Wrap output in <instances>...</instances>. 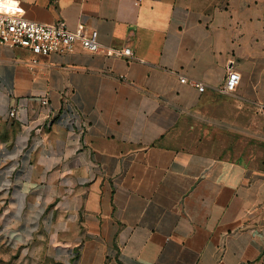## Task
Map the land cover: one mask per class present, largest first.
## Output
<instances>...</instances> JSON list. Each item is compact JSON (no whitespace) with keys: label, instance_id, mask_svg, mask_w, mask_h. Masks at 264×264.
I'll use <instances>...</instances> for the list:
<instances>
[{"label":"crops","instance_id":"obj_1","mask_svg":"<svg viewBox=\"0 0 264 264\" xmlns=\"http://www.w3.org/2000/svg\"><path fill=\"white\" fill-rule=\"evenodd\" d=\"M17 1L134 55L0 43L10 236L61 264H264V0Z\"/></svg>","mask_w":264,"mask_h":264},{"label":"built area","instance_id":"obj_2","mask_svg":"<svg viewBox=\"0 0 264 264\" xmlns=\"http://www.w3.org/2000/svg\"><path fill=\"white\" fill-rule=\"evenodd\" d=\"M22 7L17 0H0V43L10 47H23L29 49L34 58L33 65L40 62L41 56L51 53H66L73 51L77 45L89 51L104 49L108 55L128 56L134 55L130 47L116 48L102 45L98 39V32L86 33L83 25L76 30L69 29L65 23H40L27 19L22 13ZM182 82H189L201 92L206 89L203 83L195 80L181 78ZM241 81L240 72L232 65L228 68L225 82L220 86L224 93H232ZM47 104V99L43 100ZM16 109L13 108L10 115L14 116ZM64 122L76 126L74 118H66Z\"/></svg>","mask_w":264,"mask_h":264},{"label":"rangeland","instance_id":"obj_3","mask_svg":"<svg viewBox=\"0 0 264 264\" xmlns=\"http://www.w3.org/2000/svg\"><path fill=\"white\" fill-rule=\"evenodd\" d=\"M0 202V264H61L52 256L38 251L36 242L27 238L10 236L9 232L16 229L11 217L3 212ZM19 227V226H17Z\"/></svg>","mask_w":264,"mask_h":264}]
</instances>
